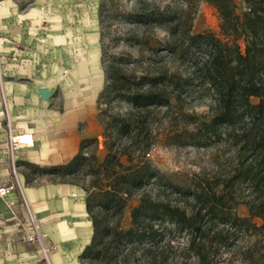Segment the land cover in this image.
<instances>
[{
    "label": "trees",
    "instance_id": "obj_1",
    "mask_svg": "<svg viewBox=\"0 0 264 264\" xmlns=\"http://www.w3.org/2000/svg\"><path fill=\"white\" fill-rule=\"evenodd\" d=\"M180 1L179 8L142 3V13L124 19L165 29L169 41L162 54L182 69L163 66L137 77L103 58L106 86L100 106L118 101L130 107L108 121L100 110L107 150L103 162L86 153L98 143L94 138L83 140L66 165H28L32 175L62 178L87 168L91 181L83 186L93 236L82 264H224L229 252L244 263L264 264V0H244L242 15L237 0ZM203 2L217 9L223 38L212 31L193 32ZM110 16L102 3L100 23ZM194 100L207 101L209 113H186ZM153 109H165L184 124L168 137L169 145L229 149V164L212 178L196 175L182 184L144 161L152 138L149 129L145 136L141 129ZM240 205L248 216L238 214Z\"/></svg>",
    "mask_w": 264,
    "mask_h": 264
},
{
    "label": "crops",
    "instance_id": "obj_2",
    "mask_svg": "<svg viewBox=\"0 0 264 264\" xmlns=\"http://www.w3.org/2000/svg\"><path fill=\"white\" fill-rule=\"evenodd\" d=\"M24 1L0 0V36L9 40L2 47L8 116L14 134L29 132L35 141L33 148L15 153L17 176L56 247L54 264H82L93 236L83 183L32 175L28 165H66L83 140L103 135L99 98L106 74L99 0H34L33 8ZM7 123L0 90V188L16 184ZM28 223L17 188L0 198V264H44L38 247L25 239L22 226Z\"/></svg>",
    "mask_w": 264,
    "mask_h": 264
},
{
    "label": "rangeland",
    "instance_id": "obj_3",
    "mask_svg": "<svg viewBox=\"0 0 264 264\" xmlns=\"http://www.w3.org/2000/svg\"><path fill=\"white\" fill-rule=\"evenodd\" d=\"M102 3H106L110 13L114 15L105 20L103 24L100 23L99 18L100 41L103 58L107 65L112 62L123 73L134 74L137 77L144 74H154L163 66L169 67L173 72L182 69V66L173 61L170 56L162 54L163 47L169 41V34L165 29L151 26L142 28L137 24L126 23L124 19L126 14L142 13V3L145 7L156 5L179 8L181 7L180 0H99V11ZM237 4L238 13L242 15L247 9L246 3L244 0H237ZM24 6L33 8L36 6L35 1L25 0ZM104 17L106 18V14ZM42 22H44V19H42ZM37 30L39 31V27H36L35 32ZM205 31H212L223 38L220 34V17L217 9L203 2L198 6L193 22V32L202 33ZM252 101L255 104L258 103L257 99ZM208 106L207 101L200 103V101L194 100L187 104L185 111L188 114L197 113L204 116L209 113ZM100 110L107 112L103 119L108 121L107 119L110 116L127 114L130 107L127 103L114 101L108 105L103 103ZM172 117L173 113L168 114L165 109H153L147 114L146 127L141 130L142 135L145 136L146 130L149 129L152 145L145 158H142L144 161H148L157 170L173 177L174 182L182 184L189 183L196 175L212 178L229 164V159L233 154V151L229 149H198L169 145L170 140L168 137L184 125L181 120H173ZM102 128L104 134L103 125ZM97 140L98 143L90 147L86 153L91 155L94 152L97 164H100L103 162L107 150L105 149L103 135ZM123 162L128 164L126 158H123ZM87 171V168H85L69 179L89 185L91 177L86 175ZM138 202L139 198H136L130 204L126 211L127 217ZM237 212L241 216H248V210L243 205L237 207ZM255 222L261 224L258 219ZM225 258L224 264H247L240 260L237 253L229 252L225 255Z\"/></svg>",
    "mask_w": 264,
    "mask_h": 264
},
{
    "label": "built area",
    "instance_id": "obj_4",
    "mask_svg": "<svg viewBox=\"0 0 264 264\" xmlns=\"http://www.w3.org/2000/svg\"><path fill=\"white\" fill-rule=\"evenodd\" d=\"M7 42H9L8 39L2 38L0 36V90L2 93V99H3L4 107L6 109V114L8 118L7 127L9 131V138H8V143H7V151L11 158L12 172L15 177L16 184L9 186V187H1L0 188V198L3 199L11 191L15 190V188H17L20 191L22 195L24 207L29 217V223L25 226H22V230L25 234V239L28 243L34 244L38 247L44 264H54L53 256L56 253V247L49 242L48 235L44 231L42 223L37 219L33 206L29 204L28 201L25 199L23 188L17 176L15 153L19 149L33 148L35 146V141H34V137L32 133L22 132V133L14 134L12 131V126H11L10 119L8 116V111H7L6 97H5L4 90H3V84H4V81L6 80V77H5V60L2 55V47H3V44ZM0 247H1V244H0Z\"/></svg>",
    "mask_w": 264,
    "mask_h": 264
}]
</instances>
